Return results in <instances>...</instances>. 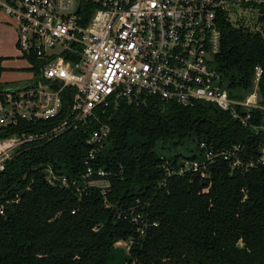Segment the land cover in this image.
Instances as JSON below:
<instances>
[{
    "label": "trees",
    "instance_id": "obj_1",
    "mask_svg": "<svg viewBox=\"0 0 264 264\" xmlns=\"http://www.w3.org/2000/svg\"><path fill=\"white\" fill-rule=\"evenodd\" d=\"M217 21L215 69L230 92H248L259 66V104L264 107V33L223 16ZM260 21L264 24V16ZM29 60L36 72L40 63ZM69 107L65 91L58 120L22 122L18 129L42 133L61 121ZM250 122L263 123L264 111L253 109ZM109 127L96 165L111 171L110 207L97 189L79 195L74 185L45 180V165L81 179L89 147L84 126L28 142L5 163L0 170V264H109L114 243L129 237L134 240L125 259L135 264H264V166L241 171L218 159L207 177L175 175L158 189L164 172L155 152L159 140L178 145L196 139L198 149L201 141L210 148L242 143L243 157L255 156L258 134L212 103L184 106L154 95L138 104L121 101ZM137 200V209L157 222L142 236L131 222L116 217L117 210Z\"/></svg>",
    "mask_w": 264,
    "mask_h": 264
},
{
    "label": "built area",
    "instance_id": "obj_2",
    "mask_svg": "<svg viewBox=\"0 0 264 264\" xmlns=\"http://www.w3.org/2000/svg\"><path fill=\"white\" fill-rule=\"evenodd\" d=\"M238 11H257V22H234L232 16ZM0 13L13 26L16 48L32 71L30 80L0 91V170L22 145L84 126L89 147L81 179L45 165V180L50 185H74L79 195L97 189L110 207L111 171L96 165L109 120L121 101L138 104L152 95L184 106L212 103L260 136L255 156L243 157L242 143L210 148L201 141L200 157L175 162L161 157L164 177L157 182L158 189L175 175L207 177L218 159L241 171L264 166V122H250L253 109L264 111L258 94L262 70L255 66L251 90L236 98L214 65L220 45L218 17L264 33L260 21L264 0H0ZM30 57L40 63L36 72ZM65 91L70 107L61 121L42 133L18 129L22 122L58 120ZM138 206L137 200L117 210L116 217L131 222L142 236L157 222L150 221ZM3 210L1 205V214ZM133 240H117L114 246L124 245L129 253ZM123 264L135 261L125 259Z\"/></svg>",
    "mask_w": 264,
    "mask_h": 264
},
{
    "label": "rangeland",
    "instance_id": "obj_3",
    "mask_svg": "<svg viewBox=\"0 0 264 264\" xmlns=\"http://www.w3.org/2000/svg\"><path fill=\"white\" fill-rule=\"evenodd\" d=\"M257 17V11H245L243 13L238 11L237 14L232 16V19L234 22L239 20L240 23L243 22L248 24L254 22L256 23ZM0 48H2L1 43ZM12 53L13 54L8 55L5 58L3 57L0 60V65L3 68L0 74V83H13L30 80L32 78V71L29 69L28 60L21 55L18 49L16 52L13 51ZM244 93L245 91L240 88H237L231 92V94L236 96V98H242ZM155 152L158 157H166L167 159H171L173 156L179 155L178 161H181L185 157L192 156L193 154H195L197 157L201 156L197 147L196 139H185L181 144L178 145H174L170 140L165 142L159 140L155 145ZM128 256L129 253L126 251L124 245L114 246L110 252V255L108 256V263L122 264L124 259Z\"/></svg>",
    "mask_w": 264,
    "mask_h": 264
},
{
    "label": "crops",
    "instance_id": "obj_4",
    "mask_svg": "<svg viewBox=\"0 0 264 264\" xmlns=\"http://www.w3.org/2000/svg\"><path fill=\"white\" fill-rule=\"evenodd\" d=\"M0 43L2 48H0V60L8 55L13 54L12 52L17 50L16 48V32L13 26L9 23L7 18L0 13ZM5 63V62H4ZM3 63V64H4ZM29 63V61H28ZM1 71H2V66ZM0 71V74H1Z\"/></svg>",
    "mask_w": 264,
    "mask_h": 264
},
{
    "label": "water",
    "instance_id": "obj_5",
    "mask_svg": "<svg viewBox=\"0 0 264 264\" xmlns=\"http://www.w3.org/2000/svg\"><path fill=\"white\" fill-rule=\"evenodd\" d=\"M20 82H13V83H0V91H4L9 87L18 86Z\"/></svg>",
    "mask_w": 264,
    "mask_h": 264
}]
</instances>
